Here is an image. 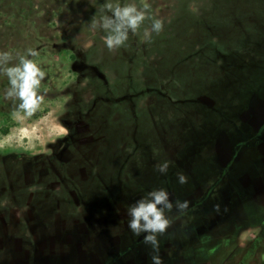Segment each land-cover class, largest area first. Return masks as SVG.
<instances>
[{
  "label": "rangeland",
  "instance_id": "obj_1",
  "mask_svg": "<svg viewBox=\"0 0 264 264\" xmlns=\"http://www.w3.org/2000/svg\"><path fill=\"white\" fill-rule=\"evenodd\" d=\"M94 1L83 3L82 14L74 15L73 6L53 16L66 39L52 31L47 39L58 46L38 51L35 58L46 72L38 90L44 96L40 108L31 117H14L13 101L0 100V173L27 174L35 201L42 198L37 188L45 183L44 174L49 173L48 182L59 179L65 188L81 189L85 213L98 220L93 221L101 230L97 237L110 244L103 226L110 210L118 209L115 217L126 213L154 187L166 189V180L176 188L166 189L171 199L186 201L191 188L208 180L220 181L211 198H224V182L232 176L218 167L232 163L227 156L211 159L213 143L225 133L234 141L242 120L253 125L264 120V0H135L151 5V14L164 21L163 31L146 38V20L113 51L105 48L103 31L89 26L96 13L85 6ZM170 156L181 161L160 174L156 164ZM208 162L210 169L204 167ZM80 167H86L85 180L76 176ZM181 172L185 184L177 182ZM154 178V184L147 182ZM37 204L34 215L44 208L61 214L51 201ZM185 214V209L178 213ZM37 223L35 230L41 229ZM248 235L240 242L247 245ZM177 236L171 244L177 248L162 251L165 259L184 264L181 225ZM262 238L264 231L232 264H264Z\"/></svg>",
  "mask_w": 264,
  "mask_h": 264
},
{
  "label": "flooded vegetation",
  "instance_id": "obj_2",
  "mask_svg": "<svg viewBox=\"0 0 264 264\" xmlns=\"http://www.w3.org/2000/svg\"><path fill=\"white\" fill-rule=\"evenodd\" d=\"M242 121L243 124L236 130L240 137L237 135L234 141H230L225 138V133L213 143L216 148L211 159L227 156L226 159L232 163L229 168L227 164L221 166V163L218 167V172L232 176L229 182H226L227 179L224 182L226 176L223 178V182L228 184L224 198L220 201L211 198L220 181L211 183L208 180L204 183L206 185L198 184L189 191L184 217L181 216L183 214L178 215L183 211H177L175 207L166 212L170 223L166 231L158 236L162 264L178 262L177 258L165 259L163 254L166 251L163 253L162 250H166L167 246L169 249L177 248L171 244L172 240L178 238L180 225L186 234L182 241L186 246L179 248L180 255L187 254L182 256L184 264H232L241 250L251 248L263 235L264 120L259 125H253L249 119ZM70 136L67 134L64 139ZM179 158L170 156V166L180 162L181 156ZM205 166L210 169L211 162ZM87 175L86 167H80L76 174L82 180ZM47 176L42 175L41 178L46 181L37 188L42 198L35 201L34 185L29 182L27 174L0 173V264H150V256L154 253L149 245L143 243L142 235L136 236L129 230L126 213L115 217L118 209L110 210L112 214L108 215L103 225L106 233H109L108 236L104 234L110 242L107 244L96 235L97 230L101 231L99 226L93 224V221H98L97 218L85 213L79 198L81 189L75 186L65 188L66 184L59 179L48 182ZM67 177L72 178L73 174L67 172ZM167 181L164 187L170 191L176 190ZM147 182L154 184L155 178ZM170 200L173 204L177 200L184 201L177 197ZM50 201L61 214H52L50 209L44 208L41 214L36 211L34 215V203L48 205ZM80 207L81 214H74ZM222 209L226 210L224 214ZM37 222L42 225L41 229L35 230L34 224ZM247 231L250 235L245 237L248 239L245 245L240 240ZM237 264L245 263L240 260Z\"/></svg>",
  "mask_w": 264,
  "mask_h": 264
},
{
  "label": "clouds",
  "instance_id": "obj_3",
  "mask_svg": "<svg viewBox=\"0 0 264 264\" xmlns=\"http://www.w3.org/2000/svg\"><path fill=\"white\" fill-rule=\"evenodd\" d=\"M150 9L151 5L147 2L138 5L135 0H124L122 3L104 0L99 14L92 17L89 26L103 31L104 46L113 51L124 46L129 34H136L146 20L150 21V27L144 29L146 38L163 31L164 21L153 16ZM38 55V51L32 48L26 49L23 54L0 50V75L7 79L3 95L15 105L12 113L14 117H31L44 102V96L38 90L46 72L33 59ZM169 166L170 162L164 160L156 164L155 170L166 174ZM177 182L185 184L186 175L178 173ZM173 207L183 211L188 207V201L177 200L173 204L166 189L156 188L126 208L129 230L136 236L142 235L143 243L149 245L154 253L150 256V264H162L158 236L168 228L170 221L166 212H170Z\"/></svg>",
  "mask_w": 264,
  "mask_h": 264
},
{
  "label": "trees",
  "instance_id": "obj_4",
  "mask_svg": "<svg viewBox=\"0 0 264 264\" xmlns=\"http://www.w3.org/2000/svg\"><path fill=\"white\" fill-rule=\"evenodd\" d=\"M72 1L55 0L54 3H50V0H0V50H10L14 54L17 52L23 54L29 48L40 51L52 50L57 47V44L53 47L48 40V37L54 32L62 33L59 31L58 24H53V16L58 13L60 8L66 7V9L71 10L73 6L75 7L74 15L82 14L84 11L83 3L87 0H75L71 3ZM103 3L104 0H96L85 7L88 11L97 14ZM55 29L56 31H54ZM64 37L66 39V36ZM6 86V77L0 75V100L6 99L3 95Z\"/></svg>",
  "mask_w": 264,
  "mask_h": 264
}]
</instances>
